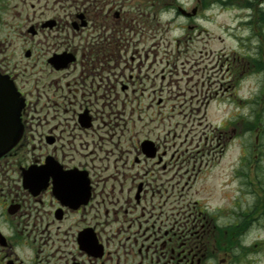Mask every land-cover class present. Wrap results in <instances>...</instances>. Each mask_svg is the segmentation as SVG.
I'll use <instances>...</instances> for the list:
<instances>
[{"label":"flooded vegetation","instance_id":"1","mask_svg":"<svg viewBox=\"0 0 264 264\" xmlns=\"http://www.w3.org/2000/svg\"><path fill=\"white\" fill-rule=\"evenodd\" d=\"M248 3H15L19 15L31 9L26 33L35 54L26 48L24 56L44 64H34L36 95L30 97L23 74L3 53L7 41L0 30V74L25 101L21 138L0 157V264H247L245 256L257 245L246 241L255 218L228 222L219 208L181 198L165 186L171 177L163 174L188 150L182 146L186 138H179V120L163 129L174 153L150 136L139 137L137 123L155 104L177 101L187 91L179 107L189 119L194 100L205 106L218 94L203 90L210 71L223 73L213 81L218 90L245 75L242 48H215L211 36L200 46L199 36L207 33L201 24L212 20L216 8ZM7 9L0 0V23ZM56 55L68 56V62L57 67L51 61ZM180 56L191 59L179 63ZM50 100L64 107V115ZM170 109L162 119L176 114L174 102ZM203 134L198 140L204 137L205 143ZM26 172L31 187L25 186Z\"/></svg>","mask_w":264,"mask_h":264},{"label":"rangeland","instance_id":"2","mask_svg":"<svg viewBox=\"0 0 264 264\" xmlns=\"http://www.w3.org/2000/svg\"><path fill=\"white\" fill-rule=\"evenodd\" d=\"M3 2L8 3L0 23L1 38L3 42L7 41L3 53L8 56L10 66L17 67L21 76L23 74L27 95L34 97L36 59L35 56L31 59L24 56L26 48L35 54L33 40L26 33L29 23L26 15H31V9L25 7L23 14L19 15L17 12L21 7H14L18 0ZM251 6L225 10L216 8L212 20L201 24L207 33L202 32L199 36L200 46L204 39L211 36L209 43L215 48H242L248 58L245 75L239 81L229 82L230 86L223 83V89L218 90L213 81L221 79L223 73L220 75L217 71L213 74L210 71L212 79L206 81L203 90L209 88V91H218V94L208 105L194 100L190 112L192 116L188 119L189 116L179 107V101L188 99L190 92L187 91L185 97L177 99L178 102L170 98L167 103L155 104L153 109L147 111V118L137 123V128L142 129L139 137L150 136L162 148H167L169 153H174L169 148L171 135L168 142L163 129L174 127V122L179 120L177 130L183 128L179 138L181 141L186 138L182 146L183 150L186 147L188 150L177 159L174 168L163 174L171 177L165 186L169 192L181 198L198 200L208 208H219L228 222L235 223L244 215L255 218L248 229L246 241L257 245L252 247L250 244L252 248L245 257L247 264H264V23L258 20L257 7ZM260 8L264 10V2ZM245 15L248 16L247 20ZM195 57L199 58L198 55ZM190 59V56H180L178 62ZM203 59L205 64L209 63L208 59ZM39 63L43 67L44 61L36 64ZM173 102V114H176L169 121L162 119L171 113ZM50 105L57 113L64 115L61 104H52L50 100ZM197 107L200 108L198 113L195 111ZM203 114L205 117H202ZM222 125L227 129L226 134L221 132ZM202 134L207 136L205 143L202 141L204 137L198 140ZM180 152L175 153L174 157ZM108 156L113 158L110 153Z\"/></svg>","mask_w":264,"mask_h":264},{"label":"water","instance_id":"3","mask_svg":"<svg viewBox=\"0 0 264 264\" xmlns=\"http://www.w3.org/2000/svg\"><path fill=\"white\" fill-rule=\"evenodd\" d=\"M51 61L59 67L68 62V56L56 55ZM23 105L24 98L12 80L7 75L0 74V156L13 147L21 136L20 112ZM28 173L24 174V182L25 186L31 187L34 184Z\"/></svg>","mask_w":264,"mask_h":264},{"label":"trees","instance_id":"4","mask_svg":"<svg viewBox=\"0 0 264 264\" xmlns=\"http://www.w3.org/2000/svg\"><path fill=\"white\" fill-rule=\"evenodd\" d=\"M248 7H252L250 3L248 4ZM257 12L259 13L258 14L259 15L258 20L260 22L262 21L264 23V10L262 8H260V7H257Z\"/></svg>","mask_w":264,"mask_h":264}]
</instances>
